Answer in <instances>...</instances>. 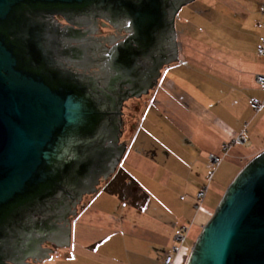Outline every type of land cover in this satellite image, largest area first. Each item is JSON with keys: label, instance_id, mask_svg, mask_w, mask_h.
Masks as SVG:
<instances>
[{"label": "water", "instance_id": "95a60500", "mask_svg": "<svg viewBox=\"0 0 264 264\" xmlns=\"http://www.w3.org/2000/svg\"><path fill=\"white\" fill-rule=\"evenodd\" d=\"M108 1L0 0V27L7 25L13 36L0 33V264H41L54 251L45 243L70 244L77 207L84 196L98 193L101 179L115 173L124 157L116 134L124 103L147 94L161 69L180 59L176 17L192 0H119L116 14L128 10L131 36L109 56L116 66L112 85L102 87L87 72H69L68 81L54 87L25 69V57L69 55L92 30L86 18L68 20L83 30L78 34L53 32L36 20L23 31L27 18L18 14L16 36L19 5L78 4L89 11ZM110 16L101 18L116 29L125 23ZM187 264H264V152L227 188Z\"/></svg>", "mask_w": 264, "mask_h": 264}, {"label": "crops", "instance_id": "0c3cea01", "mask_svg": "<svg viewBox=\"0 0 264 264\" xmlns=\"http://www.w3.org/2000/svg\"><path fill=\"white\" fill-rule=\"evenodd\" d=\"M176 29L180 59L164 68L135 117L121 163L142 195L84 196L70 244L45 243L54 251L41 264H163L184 224L190 230L174 264H187L198 224L208 223L245 164L264 152V109L249 104L264 99L256 82L264 75V0H192L178 12ZM242 132L248 142L233 145L215 170L210 153ZM206 185L198 210L196 195Z\"/></svg>", "mask_w": 264, "mask_h": 264}, {"label": "flooded vegetation", "instance_id": "af4514ba", "mask_svg": "<svg viewBox=\"0 0 264 264\" xmlns=\"http://www.w3.org/2000/svg\"><path fill=\"white\" fill-rule=\"evenodd\" d=\"M118 1L119 0L108 1V3L102 6L100 9H92L89 11L83 5L78 4L65 5L57 3H22L19 5V7L16 8L17 19L15 21V25L12 27L16 31V36H18V30H20V27L18 26V14L24 15L26 16L25 18H27L25 23H23V31H28L27 25L30 26V24L36 20L38 22L40 21L39 23L43 28L53 32H59L61 34H78L83 32V30L72 28V26L69 25L68 20L72 19L75 22H84L86 18L90 21V26H88V29L92 30V36H90V39L79 44V46H77V48H75L69 55H64L63 57L52 55V57L48 58L42 53H36L34 55L25 57V69L34 74L42 76L50 85L54 87L63 86L65 81H68L67 78L69 76V72H87L102 87L105 85H112L114 82H110V79L111 81L113 80L112 77L115 75L116 66H114V64L111 62L109 56L111 53L119 50L118 45L122 42H126V40H128V38L131 36V34H127L126 32V30L129 29V23L125 20V11L128 12V10L126 8L122 9V13L119 15L120 19L116 14ZM87 11L90 12V17L85 16ZM102 16H110L116 23L120 22L121 20H124L125 23H120V28L116 29L113 25H110L108 22L104 21V19L101 18ZM12 28L10 27L9 29ZM121 28H123L124 31H121ZM7 30V25H2L0 27V33L7 34L8 38L12 40L13 36L8 34ZM61 51L62 50L59 51V54ZM144 64L148 65L146 63ZM165 67L166 66L161 69V77L155 82L154 87L150 89L147 94L142 95L140 98L129 99L124 103L121 116L122 122L118 123L119 129L118 132H116L120 139L119 144H124L125 147L124 157L131 142L129 139L124 138V136L126 133H128V131L132 133V131L137 127V122L128 124L125 110H129L130 117L132 116L131 119H135V117L140 116L146 110L147 103L149 101L147 98H151L152 94L157 89ZM107 90V92L116 97L118 96L117 94L120 93V89H116V91L114 89L112 91L109 89ZM132 100L137 101L135 106L129 105V102ZM110 132L113 134V127L110 129ZM122 148L123 146L121 149ZM123 159L121 163L123 162ZM120 165L122 166V164ZM113 175L114 173L107 180L103 181V179H101L98 189H100V187H102V185L106 183ZM8 211L9 208L5 209L4 213H7Z\"/></svg>", "mask_w": 264, "mask_h": 264}, {"label": "built area", "instance_id": "2783aa9c", "mask_svg": "<svg viewBox=\"0 0 264 264\" xmlns=\"http://www.w3.org/2000/svg\"><path fill=\"white\" fill-rule=\"evenodd\" d=\"M258 53L259 55L264 56V37L260 39V43L258 45ZM256 82L259 85L260 89L264 91V75L262 74L257 75ZM249 104L250 107L256 112H259L262 109H264V99L254 97L250 100ZM234 141L237 144H241V145H245L248 142L244 132L240 133ZM231 146L232 145H230V143L224 144L222 147V151L227 152ZM224 152H221V154H223ZM225 155L226 153H224L222 156ZM209 156H210L209 160L213 167L215 166V164H218L222 161L221 156L215 154H210ZM212 177H213V173L208 178L209 180L208 182H210ZM207 187H208L207 185L204 186L202 189L199 190V192L196 195L195 208L198 210L200 209L202 200L206 196ZM189 230L190 228L187 224H184L180 227V230L174 236V245L172 247V252L166 255L163 264H174L176 255L180 252L183 243L187 240Z\"/></svg>", "mask_w": 264, "mask_h": 264}, {"label": "trees", "instance_id": "16d2710c", "mask_svg": "<svg viewBox=\"0 0 264 264\" xmlns=\"http://www.w3.org/2000/svg\"><path fill=\"white\" fill-rule=\"evenodd\" d=\"M137 185L138 183L133 176L120 165L114 175L106 183H104L102 187H100L99 191L104 190L120 196H128L133 199H139L138 195L142 194L137 191Z\"/></svg>", "mask_w": 264, "mask_h": 264}, {"label": "rangeland", "instance_id": "374dc122", "mask_svg": "<svg viewBox=\"0 0 264 264\" xmlns=\"http://www.w3.org/2000/svg\"><path fill=\"white\" fill-rule=\"evenodd\" d=\"M137 104V101L136 100H132V101H130L129 102V105L130 106H135ZM130 112H129V110L127 111V110H125V114H126V117H127V120H128V124H131V123H134V119L132 118L131 119V117H130V114H129ZM130 133L131 132H129L128 131V133H126L125 134V136H124V138H126V139H129V137H130ZM237 138V136L236 137H234L231 141H229V142H227V143H230V145H235V144H237L234 140ZM224 144H226V143H224ZM223 144V145H224ZM223 145H222V147H223ZM232 146L229 148V150L232 148ZM229 150L227 151V152H224V151H222V149H221V152H224V153H226V155H227V153L229 152ZM221 152L220 153H210V154H215V155H218V156H221L222 157V161L220 162V163H218V164H215V166H214V169L216 170L217 168H218V166L223 162V160L225 159V157H226V155L225 156H222L223 154H221ZM210 157V156H209ZM224 165L226 164V162H224L223 163ZM246 165V164H245ZM212 189V188H211ZM202 223V222H201ZM198 224V231H197V233H198V236L200 235V233H201V231H202V229H203V227H204V225H205V223H203V224Z\"/></svg>", "mask_w": 264, "mask_h": 264}]
</instances>
